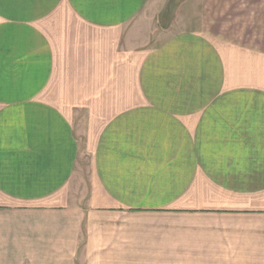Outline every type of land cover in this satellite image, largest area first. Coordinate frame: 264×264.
<instances>
[{"label":"crops","instance_id":"crops-1","mask_svg":"<svg viewBox=\"0 0 264 264\" xmlns=\"http://www.w3.org/2000/svg\"><path fill=\"white\" fill-rule=\"evenodd\" d=\"M163 1L0 0V264H264V0Z\"/></svg>","mask_w":264,"mask_h":264},{"label":"rangeland","instance_id":"rangeland-1","mask_svg":"<svg viewBox=\"0 0 264 264\" xmlns=\"http://www.w3.org/2000/svg\"><path fill=\"white\" fill-rule=\"evenodd\" d=\"M155 2H154V6H152V8H150L152 11H150V12H154V13H156L157 14V11H159V9H160V7L162 6L163 7V5L165 4V7L167 8V9H171L172 7H173V5L175 6V2H172V1H169V2H166V3H164V1L163 0H154ZM158 5V6H157ZM164 7V8H165ZM163 9V8H162ZM172 10V9H171ZM168 15V14H167ZM167 18V17H166ZM167 20V19H166ZM166 20H164L163 19V21L164 22H166ZM174 19H172L171 20V22H174L173 21ZM177 20V19H176ZM179 20V19H178ZM180 21V20H179ZM175 24V23H174ZM83 166H85V167H87L88 166V163H87V161H85V163H83ZM87 172H84L83 173V175H85L84 177H86L87 175ZM80 179H83V178H81L80 177ZM84 180H86V178L84 179ZM72 190L74 191V192H72V194H71V196H72V200L73 201H75V202H77V203H79V204H81L82 202H85L86 201V198H87V194H86V191H85V189H84V185H83V182H81L80 183V185H78L77 186V184L76 185H73L72 186Z\"/></svg>","mask_w":264,"mask_h":264}]
</instances>
